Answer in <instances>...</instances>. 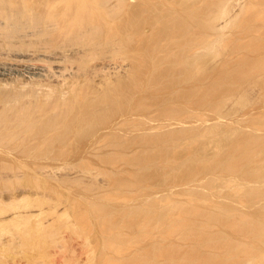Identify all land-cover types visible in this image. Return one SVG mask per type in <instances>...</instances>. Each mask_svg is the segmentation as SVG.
I'll use <instances>...</instances> for the list:
<instances>
[{"label": "rangeland", "instance_id": "374dc122", "mask_svg": "<svg viewBox=\"0 0 264 264\" xmlns=\"http://www.w3.org/2000/svg\"><path fill=\"white\" fill-rule=\"evenodd\" d=\"M165 1L168 0H151V7L159 9L174 1L176 8H180H170L171 12H165L163 18L154 12V16L162 18V21L151 24V37L147 38H151V46L148 47L146 41L140 45V55L145 56H140L143 59L139 60L144 61L145 58V65L140 61L142 65L137 64L135 68L140 84L137 88L139 101L137 99L136 102L141 104H136L139 116L135 121L138 122L137 127L134 125L137 130L133 125V135L115 133L111 137L108 134L95 144L96 137L100 136L96 133L101 132L105 122L99 115L89 122L90 128L86 125L89 133L82 128L85 133L81 134V140L75 139L81 142L80 145L71 142L72 148L60 150L62 152L22 156L3 151L0 153V193L21 186L31 187L32 193H26L24 197L15 195L16 198L1 196L0 213L41 205L45 210L48 208V212L59 206L58 211L63 214V203L76 204L78 200V214L93 218V240L100 229L104 232H99V235H105H101L104 237L101 243L103 254L110 250V247L108 250L104 247L109 244L106 239L110 232L129 236L133 234L129 224L136 222H140V230L148 231L145 237H150L149 240H142L137 247L139 253L136 251L135 256L130 253L124 259L128 262L123 261L124 264H264V0H232V21L228 26L219 19L222 0ZM165 6L163 8L169 9ZM156 12L160 13L159 10ZM214 20L218 24L215 28L210 24ZM178 32L181 36L183 32L186 37H175L181 39L174 45L171 43L179 47L167 49L170 52L175 49L170 53L172 57L165 56L167 50L159 53L160 43L170 39V34L178 35ZM210 37L219 42L215 52L211 50L214 54L208 49L206 52L203 47ZM158 39L161 47L157 44ZM183 49L186 55H181ZM194 51L192 55L196 54L197 58L190 55ZM161 96H168L166 98L170 102L166 98L162 100ZM146 104L150 105L149 109ZM180 118L183 122L178 121ZM166 124L169 127L165 128ZM83 144H88L87 149L80 148ZM30 169L37 176L27 175V178L25 171L22 173ZM22 174L25 177H21ZM39 175L42 176L40 179ZM75 210L72 207L62 216L63 222L46 229L44 234L48 246L41 245L39 239H30L28 245L8 250V254L1 256L0 264L10 261L24 264L22 261L26 256L41 250L45 251L42 264H61L63 257L70 256L80 259L82 250H85L83 237L63 226L66 218L69 217L66 221H72ZM15 223L4 221L0 224V231L3 234L16 233ZM32 231L26 229L27 234ZM116 246L120 248L123 245ZM124 248L122 250L127 249Z\"/></svg>", "mask_w": 264, "mask_h": 264}, {"label": "bare ground", "instance_id": "6f19581e", "mask_svg": "<svg viewBox=\"0 0 264 264\" xmlns=\"http://www.w3.org/2000/svg\"><path fill=\"white\" fill-rule=\"evenodd\" d=\"M158 1L160 2V0ZM169 1L171 0H168L165 2L168 3ZM231 1L232 0H222L221 5H223V7H221V10L219 13V19L224 20V25H227L231 23L232 21V18H231L232 16L230 15L232 14L231 12L233 10V7H232L233 5ZM164 6L162 5V7L159 9L155 7H151V0H0V153H2L3 151H6L11 154L14 153L15 155L29 156L31 154L40 155V154H45V153H53L56 151L62 152L64 149L66 150L67 147L72 148L70 146L72 143H75L74 145L76 146L80 145L81 142L78 143L76 142L78 140L75 141V139H80L81 134L83 132L85 133V131L82 130V128H84L87 132L88 128L86 127V125H88L90 121L95 120L99 115H102L104 117L106 124L105 122L104 124L101 122L103 124L102 129H100L101 132H98L99 129L98 131L96 130V132H98L96 134H99L100 136L96 137L97 141L95 142V144L97 142L99 144V141H101V137L103 136L107 137L108 134L111 135V137L112 135L115 136L114 135L115 133L116 135L120 133V135L122 134V136L123 134H126L127 136V134L129 135L130 133H131L130 135H133L136 129L135 125L138 123V122L137 123L135 122L138 120L137 116H139L137 115L139 110L136 108V104L138 103L136 101L138 99L137 98V90H138L137 88L140 87V84L138 85V81L136 78L137 72L135 73L137 69L135 70V68H137L136 67L137 64L142 65L140 63L141 60H139V58L143 59L142 57L145 56V55L143 56L140 55L141 54L139 52L140 45L144 44L143 42L146 41L147 42L146 45L151 46V38L147 40L148 37H151L150 36L151 29H152L151 24L157 20L162 21L161 19L164 17V13L168 11L171 12V9L174 8L175 3L173 1V2H169L168 4H166L165 7L168 6L169 9L163 8ZM178 8H180V6ZM158 10L160 11V13L156 12ZM154 12L156 14L158 13L157 16L159 18L162 16L163 17L161 19H157V16H154L155 14H153ZM161 12L163 15L161 14ZM179 12H182V11H179ZM152 16H154L155 18ZM215 21L217 20L210 22L213 28L218 26L217 22ZM187 32H188L187 34L189 35L191 34L189 31ZM174 34L173 35L170 34V39L164 40L167 42H164L163 41L164 38L162 39L163 35L161 36V39L163 42H161L160 45L162 47L159 46L158 43L161 40L158 39L157 44L159 47H161L160 48L161 50L158 51L159 53L162 50L163 52H165L167 49L173 48V47L175 48L177 46L176 41H179V39L182 38L183 32H182V36L180 33L176 36H174ZM187 34H184V35H187ZM178 36L179 37L181 36V38L177 40ZM164 37H165V34H164ZM167 37L169 38V36ZM210 38L207 39V42L204 41L206 42V44L204 43L205 45L203 46L205 47L204 50L205 49L209 50V51L207 50L208 52L214 51L216 49L215 46H217L216 43L217 44L219 43L218 39L214 37L211 39ZM174 42H176L175 43L176 46L171 45V43H173L174 45ZM162 48H164L165 50ZM169 50L165 52L166 54L165 56L170 55L169 58H171L172 56L170 53L171 52L173 53V50L175 49H171V52ZM196 51L190 52V55H192V53H195ZM198 51L196 52V54L199 53ZM214 52L212 53L214 54ZM183 53H184V49H183L182 54L181 53L180 54L186 55ZM149 54L151 56V52ZM161 54H160V57H161ZM196 54L192 55L193 58L194 57L197 58ZM197 60H199V58ZM144 61H145V58H144ZM144 61H141L144 63L143 65H145ZM149 65L151 66L150 63ZM176 77H173V78H176ZM143 84L141 86H143ZM165 85L167 86V84ZM165 98L162 100H165ZM166 99L167 101L169 100L168 98ZM159 101L160 103L163 102V101L161 102V100ZM164 103H167V102L165 101ZM139 104L140 103H138L137 105ZM148 106L150 105H147V108ZM148 112L149 114L151 113L150 111ZM148 112L146 111V113ZM200 114L201 112L199 113V115ZM204 116L206 115L204 114ZM182 118H180L181 120H178V121H182ZM168 120L169 118L167 119V121ZM184 121H185V118H184ZM167 124L165 128L169 127L168 125H170V124L168 125ZM133 125L135 129H132ZM157 125H155V127ZM176 126H179V125H176ZM155 127L153 126L154 129ZM149 128L150 130L152 129L151 127ZM147 132L148 134L151 133L150 131H147ZM121 143H125V141ZM87 145L88 144H85V145L83 144L80 146V148L85 149ZM88 148H90V145ZM24 171L26 173L25 176L27 178L28 176L34 177L36 175L35 172L32 173L31 169L29 171L23 170L22 173ZM23 176L24 175L22 174L21 177ZM41 177L39 175V179ZM234 186H236V184ZM13 188L11 189L12 191L10 190L8 191L7 189V191L5 190V192L0 193V199H2V197L4 196L8 198H13L15 195L23 196L26 193L28 194L32 193L31 187L21 186L19 188H16V190H13ZM34 192L38 194V191H34ZM119 196L120 195H118L117 197ZM117 197H116V200L118 201ZM175 197L176 196H174V198ZM39 199L40 201L38 199L37 200L40 203H42L41 198ZM112 199H115V198H112ZM119 199L121 198L119 197ZM122 200L124 201V199ZM123 201L121 203H123ZM159 201L161 202V199ZM64 202L66 201L64 200ZM78 202L79 201L76 200L75 202L76 204L71 203V202L63 203L62 208H61V211L63 214H61L58 211L59 206L54 207V211L48 212L46 211L48 208L45 210L44 207H40L41 205L40 206L38 205V208H35V207L32 208L28 206L22 209L16 208L17 210L12 211V212L9 211L8 213H0V224L4 223V221L13 222V223H15L16 221L18 222V223H15L17 224L16 233L3 234L0 231V259H1V256H4L5 253L11 248L13 250L14 248H17L22 244L28 245L30 239L31 240L39 239L41 241V245L48 246L49 244L45 237L46 235L44 234V232L46 231V229L48 230L50 228L55 227V225L59 221L63 222V219H64L63 215L64 214L66 215L67 214L66 211H68L72 207H73V210L76 209L74 211L75 214L74 213H73L74 215L72 214L73 215L71 219L72 221L68 222L66 220L67 219L69 220V217L66 218L63 226L67 229H70L75 235H80L83 237L84 240L82 241L83 242L82 246L85 247V250L84 249L82 250L83 256L82 257L80 256L79 257L80 259H74V258H71V256L68 258L63 257L61 264H116V263L118 264L119 263L118 261L128 262V260H124V259L128 258V255L130 253L134 256L137 255L136 253L139 251V250L137 251V247L139 248L138 244H140L142 240H144L145 242L147 238L149 240L150 237H145V236H148L147 234L148 231L146 230L144 231L143 230L144 228L140 230L139 228L140 222L138 223L139 224L138 225L136 222L137 219H135L136 224L134 223L132 225L129 222L130 223L129 229L132 230L131 228H133L132 230L133 234H130L129 236H127V234L126 235L123 234L125 238L122 235V233H119V232H118L119 233L118 235L115 234L116 232L115 233L110 232V234H108L110 236L108 237V239H106V241L109 242V244L107 242L106 243L109 246L105 244L104 247L107 250H108V247H110V250H108L107 253L103 254L104 252H102L101 250L103 249V245L101 243L104 242V237H102L101 235H104V234L99 235V232L101 231L100 229L99 232L96 234L95 240H93L94 228H92V225H91V221L93 220V218L89 216L90 214L88 211L87 212L89 215L87 213L86 215H88L89 217L82 216L83 213L81 215L78 214L79 212V211L77 212V209L79 206L77 205ZM118 202H120V200ZM161 209L160 211H162ZM49 210H52V209L49 208ZM154 215L156 214L154 213ZM23 226H25V228ZM28 228L30 230H33L32 232L28 233L29 235L26 233V229L28 231ZM134 229L136 230L135 232H134ZM93 242L94 244H92ZM150 242L151 241H148V243ZM39 243L40 242H37V244ZM117 244H120L123 246H120L119 248V246H116ZM128 246L130 247L128 248ZM123 248L124 249L127 248V249L122 250ZM99 253H101L100 254L101 257L99 255V258H98ZM44 255H45L44 250L38 251L34 255L26 256L24 262L22 261V263L42 264ZM7 256L8 255H6L5 257ZM8 264H15V262L12 263V261H10ZM122 264H124V262ZM128 264H131V263H128Z\"/></svg>", "mask_w": 264, "mask_h": 264}]
</instances>
